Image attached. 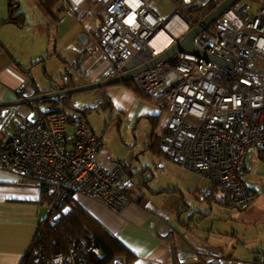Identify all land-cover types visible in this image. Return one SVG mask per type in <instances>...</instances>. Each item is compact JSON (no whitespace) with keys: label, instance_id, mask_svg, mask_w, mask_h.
Here are the masks:
<instances>
[{"label":"built area","instance_id":"built-area-1","mask_svg":"<svg viewBox=\"0 0 264 264\" xmlns=\"http://www.w3.org/2000/svg\"><path fill=\"white\" fill-rule=\"evenodd\" d=\"M155 0H64L67 12L92 3L101 10L90 32L91 41L118 75L157 57L152 39L164 30L171 38H181L199 27L203 18L195 11L197 0H171L168 16L154 11ZM177 20L184 32L176 37L168 24ZM194 45L226 66L176 54L160 66L139 74L135 86L161 99L169 114L160 152L172 163L207 176L228 197V204H247L252 192L241 174L249 148L264 157V8L254 9L248 0H238L213 24L205 26L193 39ZM168 48L170 46H167ZM168 74L173 76L164 87ZM21 100L32 94L17 89ZM37 118L22 123L6 134L0 145V170L30 178L50 187L52 198L42 203L49 221L69 198L82 195L121 213L129 205L122 190L125 168L120 162L105 163L102 145L77 115L68 119L65 111L42 112L33 105ZM71 126L72 133H68ZM90 240L77 238L63 253L45 254L34 243L22 264H89L99 257ZM125 258L112 264H126Z\"/></svg>","mask_w":264,"mask_h":264},{"label":"crops","instance_id":"crops-1","mask_svg":"<svg viewBox=\"0 0 264 264\" xmlns=\"http://www.w3.org/2000/svg\"><path fill=\"white\" fill-rule=\"evenodd\" d=\"M10 1L5 4L0 0V23L14 13ZM160 1L167 7L160 6ZM197 1L202 6L209 2ZM60 2L63 7L56 20L62 12L71 15L89 4L67 12L64 0ZM249 2L256 10L264 8V0ZM37 7L43 9L40 4ZM152 7L162 16H168L173 9L171 0H155ZM14 9L19 11V5ZM20 13L21 21L0 25V103L20 100L16 95L19 88L32 97L54 91L58 85L72 88L118 75L91 41L90 32L100 13L95 16L93 28L79 21L57 41L50 40L43 47L35 40L38 27L29 35L27 15ZM82 36L86 43L78 40ZM67 39L70 41L66 49L74 54L68 60L59 55L60 46ZM53 56L60 59L59 71L55 73L50 63ZM61 64L70 65L76 73H62ZM94 91V101L83 100L82 109L75 112L84 115L91 133L100 141L103 161L120 162L126 168L131 182L126 196L131 202L124 211L116 213L82 195L74 199L132 253L133 259L127 264H264V157L253 148L247 150L241 180L252 196L246 205L230 207L226 192L214 186L207 176L147 150L152 134L156 135L159 128L162 131L169 119L160 103L145 101L122 84ZM32 105L42 112L50 109L43 102L1 107L0 127L22 106L32 110ZM32 115L34 120L23 122H34L37 115ZM153 118L159 124L155 131ZM19 123L22 122L12 118L3 126L2 137L15 131ZM68 132L72 133L71 126ZM40 191L33 180L0 170V264L24 262L38 227L47 216Z\"/></svg>","mask_w":264,"mask_h":264},{"label":"trees","instance_id":"trees-1","mask_svg":"<svg viewBox=\"0 0 264 264\" xmlns=\"http://www.w3.org/2000/svg\"><path fill=\"white\" fill-rule=\"evenodd\" d=\"M38 1L39 4L45 10V12L52 16L54 14L55 9L59 10L63 7L62 3L60 2L62 0H38ZM221 1L222 0H209V2L205 6H201L199 9H197L195 11V14L198 15V17L203 18L214 8H216ZM16 4L18 3H15L13 0L10 1V10H12L11 13L12 12L14 13L10 18L2 21L0 25L7 22H14L15 20L16 21L22 20L23 18L22 13H20L18 10L15 11L14 9ZM121 84L132 89V91L141 99L145 101L156 102L161 104V99L159 97L155 96L154 94L152 95L141 92L135 86L134 81L128 83H121ZM37 93L38 92H36V94ZM70 98L71 97H67L63 100L51 99V100L43 101V103L48 104L49 108L65 111L68 114V119L73 120L74 118H76L77 114L75 112V109H72L69 106ZM66 109H70V110L66 111ZM81 113L84 114V112ZM81 116L84 117V115ZM22 123H31V122H22ZM22 123L17 124L15 126L16 127L15 130ZM7 124H9V121L6 120L5 123L2 125V127H0V145L3 141L1 132L3 130V126ZM151 124L154 131L156 130V128L159 127L158 126L159 124L156 123L154 118L151 120ZM165 133H166V126L162 128V131L159 130V132L156 135L152 134V136L150 137V142L147 146V150L150 153L154 155L162 154L160 152V143ZM126 171L127 170L125 168V174H126L125 184L122 190L124 192L125 197L128 199L130 203L131 200L129 199L128 196H126L127 195L126 191L127 189L130 188L131 182L129 180V177H127ZM37 185L40 187L41 190L40 191L41 202L49 203L52 198L50 187H48L44 183H40ZM56 213L58 214V218L56 220L49 221V218L54 216L52 214H49V216L46 217L44 221L39 225L36 237L32 243V245L34 243H37L38 245L43 246L46 255L63 253L67 250L70 241L75 240L77 238L90 240L89 236H92L94 238L92 243L94 246H96L99 249L100 256L90 257L89 264H112L115 260L122 258H125L126 260L125 263L127 264L129 261L133 259L132 253H130L128 249L114 235H112L107 229H105L100 222H98L87 211H85L75 201V199L69 198L64 204H62L57 209ZM32 245L30 246V249L32 248ZM30 249L28 250L25 259H27Z\"/></svg>","mask_w":264,"mask_h":264},{"label":"rangeland","instance_id":"rangeland-1","mask_svg":"<svg viewBox=\"0 0 264 264\" xmlns=\"http://www.w3.org/2000/svg\"><path fill=\"white\" fill-rule=\"evenodd\" d=\"M20 1V2H18ZM249 1V0H248ZM5 4H9L8 0H4ZM15 3H18L20 10L19 12H25L26 13V23L31 26L30 31H27L29 35L32 34L34 28L37 29L38 37L36 40L38 46H44L46 43H48L50 40L57 41L61 35L64 34V31L67 30L69 27H71L73 24H79V21L82 24H87L90 27L93 28L94 26V19L97 14H101L100 9L92 4H86L82 6L80 9L73 12L71 15H66L64 12L61 13V18L56 20L55 18L58 16L59 12L57 9L54 10V15L51 16L48 13H45L43 9L41 11L37 7V3L35 0H14ZM160 6L167 7L166 3H162L160 1ZM172 8L173 3L171 2ZM59 8V6H58ZM47 18V20H44V18ZM81 19V20H80ZM43 20L45 22H43ZM94 30V29H91ZM78 36L76 37V39ZM40 40V41H39ZM70 39H67L64 44L60 46L59 55L62 57H65L67 60L70 58H74V54L70 49H66V44H68ZM92 45V44H91ZM25 53V52H24ZM61 53V54H60ZM59 58L57 56H53L50 60L52 68L54 71L52 73H55L56 70H58L59 64ZM40 69V68H39ZM41 70V69H40ZM61 70L62 73L65 71L68 73H71L72 75L76 73V70L73 69L70 65H63L61 64ZM59 71V70H58ZM42 73V70H41ZM173 76L171 74H168L166 77V82L164 87L168 86L171 82ZM80 79V78H78ZM160 91L155 92V95H159ZM96 97L95 91H89V92H83V93H77L70 98V104L69 106L72 109H79L81 110L82 101L83 100H90L94 101V98ZM41 106V105H40ZM70 109H66V111H69ZM32 110L28 106H22L18 110L17 115H12L13 117H8L7 121H13L15 122H23L25 119L32 121L34 120L32 115ZM96 113H93L95 115ZM164 116L166 117L167 114L164 113ZM148 128H150L151 124L147 123ZM160 130V128H159ZM4 137V136H3ZM2 137V139H3Z\"/></svg>","mask_w":264,"mask_h":264},{"label":"water","instance_id":"water-1","mask_svg":"<svg viewBox=\"0 0 264 264\" xmlns=\"http://www.w3.org/2000/svg\"><path fill=\"white\" fill-rule=\"evenodd\" d=\"M238 0H222L216 8H214L211 12H209L201 21L199 27H196L186 34H184L181 38L174 39L173 43L169 48L163 49L160 54L155 57L154 59L150 60L149 62L135 68L132 70L125 71L120 75L115 77L109 78L107 80H103L100 82L90 83L83 86H77L72 88H65L60 85L57 86V89L51 92L42 93L37 96H32L25 100H18V101H9L0 103L1 107H10V106H21V105H31L37 104L43 101L51 100V99H65L67 97H71L77 93L89 92L98 90L101 88L121 84V83H128L134 81L136 77L153 68H156L163 64L164 62L168 61L172 56L176 54H190L200 59H205L207 61H212L216 64L226 66L224 62L210 56L206 52L197 48L194 43L193 39L195 36L198 35L202 31V28L213 24L219 17H221L232 5H234ZM85 36L79 38L78 40L82 43L85 42Z\"/></svg>","mask_w":264,"mask_h":264},{"label":"bare ground","instance_id":"bare-ground-1","mask_svg":"<svg viewBox=\"0 0 264 264\" xmlns=\"http://www.w3.org/2000/svg\"><path fill=\"white\" fill-rule=\"evenodd\" d=\"M168 28L173 32V34L178 37L184 32V25L173 20L168 24ZM171 43V38L164 30L157 32L156 36L152 39L151 44L153 45L155 52H161Z\"/></svg>","mask_w":264,"mask_h":264},{"label":"clouds","instance_id":"clouds-1","mask_svg":"<svg viewBox=\"0 0 264 264\" xmlns=\"http://www.w3.org/2000/svg\"><path fill=\"white\" fill-rule=\"evenodd\" d=\"M204 17H205V16H204ZM204 17H203V18H204ZM171 45H172V44H169L168 46H171ZM166 48H168V47H166Z\"/></svg>","mask_w":264,"mask_h":264}]
</instances>
